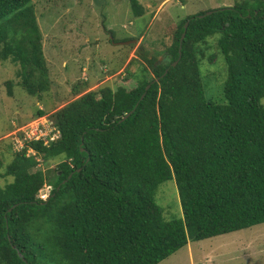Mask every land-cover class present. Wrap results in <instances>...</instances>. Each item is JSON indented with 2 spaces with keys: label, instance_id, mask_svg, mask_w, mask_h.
Returning <instances> with one entry per match:
<instances>
[{
  "label": "trees",
  "instance_id": "obj_1",
  "mask_svg": "<svg viewBox=\"0 0 264 264\" xmlns=\"http://www.w3.org/2000/svg\"><path fill=\"white\" fill-rule=\"evenodd\" d=\"M130 2L134 15L145 13ZM175 25L163 50L136 49V86L66 103L52 113L60 136L25 140L0 172L13 177L0 182V264H159L189 241L264 222V0H235ZM211 36L227 65L224 102L206 97L200 71ZM43 40L34 0H0V61L17 76L9 96L16 84L40 98L51 88ZM38 155L57 166L43 171ZM170 179L183 217L167 220L155 194Z\"/></svg>",
  "mask_w": 264,
  "mask_h": 264
},
{
  "label": "rangeland",
  "instance_id": "obj_2",
  "mask_svg": "<svg viewBox=\"0 0 264 264\" xmlns=\"http://www.w3.org/2000/svg\"><path fill=\"white\" fill-rule=\"evenodd\" d=\"M139 1L145 8V13L140 16L134 15L130 0H34L52 83L42 98L30 95L17 84L13 87L14 95L9 96L7 81H17L16 67L0 61V172H5L14 153L24 146L26 132L33 130L38 123L47 133L53 130L52 113L66 103L104 86L114 89L136 86L133 74L143 64V58L135 53L140 44L145 45L152 56L171 43L167 32L172 25L198 11L235 2ZM113 33L120 41L131 36L139 37L137 42L122 45L110 41ZM212 40L217 41L211 36L208 44L200 48L204 54H200V71L206 97L224 102L227 65L218 42ZM133 57L137 60L129 64ZM158 61H166L165 52L158 56ZM40 109L46 114L38 117L36 113ZM29 154L36 152L29 150ZM38 159L39 167L45 172L58 163L53 160L46 165L40 155ZM12 180V176L0 178L3 184ZM48 185L42 195L49 193ZM155 200L163 207L167 220L183 217L175 179L159 186ZM159 264H264V222L212 238L189 241Z\"/></svg>",
  "mask_w": 264,
  "mask_h": 264
},
{
  "label": "built area",
  "instance_id": "obj_3",
  "mask_svg": "<svg viewBox=\"0 0 264 264\" xmlns=\"http://www.w3.org/2000/svg\"><path fill=\"white\" fill-rule=\"evenodd\" d=\"M54 124V122H53ZM27 133V140H44L45 143L49 142L50 140L53 141L57 139L60 136L59 130L54 126L53 130L50 133H47L46 131L43 130L41 127V123H38L37 127H35L33 130ZM48 189L51 190V185H48ZM49 195L48 194H41L42 198H47Z\"/></svg>",
  "mask_w": 264,
  "mask_h": 264
},
{
  "label": "water",
  "instance_id": "obj_4",
  "mask_svg": "<svg viewBox=\"0 0 264 264\" xmlns=\"http://www.w3.org/2000/svg\"><path fill=\"white\" fill-rule=\"evenodd\" d=\"M212 12H213V10H209V11H207L206 14H211ZM188 24H189V21H187V22L185 23V31L183 32V34H182V36H181V46H182V41H183V39L185 38V35H186V29L188 28ZM110 38H111L112 42L119 43V44H122V45H128V44H132V43L138 41L137 39L134 38V39H128V40H124V41L116 42V41L113 39V35H111ZM180 49H181V47H180ZM177 62H178V61H175L173 64L176 65ZM167 71H168V69L166 70V72H167ZM158 79H159V77L156 78V80H158ZM149 87H150V85L147 86V90L149 89ZM144 96H145V93L142 95L141 98L143 99ZM131 113H132V111L129 112L128 114H126V115L122 118V120H125L126 118H128V117L131 115ZM71 176H72V174H70L69 178H70ZM11 209H12V208H11Z\"/></svg>",
  "mask_w": 264,
  "mask_h": 264
}]
</instances>
